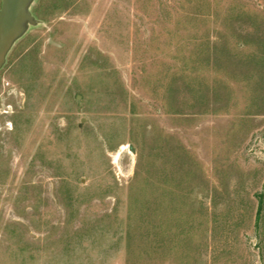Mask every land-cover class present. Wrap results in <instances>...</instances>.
<instances>
[{"label":"rangeland","instance_id":"374dc122","mask_svg":"<svg viewBox=\"0 0 264 264\" xmlns=\"http://www.w3.org/2000/svg\"><path fill=\"white\" fill-rule=\"evenodd\" d=\"M30 11L0 68V264H264V0Z\"/></svg>","mask_w":264,"mask_h":264},{"label":"water","instance_id":"95a60500","mask_svg":"<svg viewBox=\"0 0 264 264\" xmlns=\"http://www.w3.org/2000/svg\"><path fill=\"white\" fill-rule=\"evenodd\" d=\"M33 0H1L0 4V68L12 45L27 30L36 23L30 11ZM131 153L134 149L128 146Z\"/></svg>","mask_w":264,"mask_h":264}]
</instances>
